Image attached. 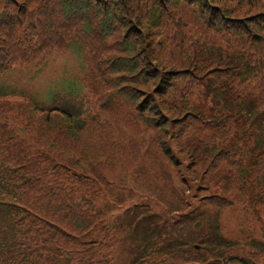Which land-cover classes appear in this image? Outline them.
<instances>
[{
  "label": "rangeland",
  "instance_id": "1",
  "mask_svg": "<svg viewBox=\"0 0 264 264\" xmlns=\"http://www.w3.org/2000/svg\"><path fill=\"white\" fill-rule=\"evenodd\" d=\"M49 1L59 16L53 20V11L43 12L49 18L41 29L38 15L36 22L30 19L35 10L29 0H0V102L22 99L7 103L9 110L1 104L0 136L26 150L22 163L0 158V167L14 178L9 189H30L39 200L73 207L72 219L59 229L68 245L47 250L59 252V264H264V191H253L264 174L249 172L258 150L264 152L256 142L264 141V123L254 128L260 131L256 140L237 137L253 119L252 109L264 121V0H135L139 22L122 1L100 0L112 4L114 34L102 36L99 26L89 32L80 23L71 41L61 42L40 37L66 25L60 1ZM156 61L162 75L175 68L160 86ZM166 62L172 67L163 68ZM119 65L125 68H114ZM164 82L172 83L162 88ZM245 89L255 94L241 98ZM35 117L59 131L63 126L61 133L76 140L87 118L100 127L102 139L113 129V140L100 142L112 162L104 154L90 155L87 166L57 159L40 148L41 125L32 132ZM192 127L199 133L190 139ZM118 128L143 145L155 140L170 161L172 191L146 162L135 161L128 146L116 144ZM226 165L245 182L231 181ZM97 172L103 184L94 178ZM218 235L232 247L221 246ZM204 241L210 256L194 249Z\"/></svg>",
  "mask_w": 264,
  "mask_h": 264
},
{
  "label": "trees",
  "instance_id": "2",
  "mask_svg": "<svg viewBox=\"0 0 264 264\" xmlns=\"http://www.w3.org/2000/svg\"><path fill=\"white\" fill-rule=\"evenodd\" d=\"M60 1V8L63 11V13L66 14L67 20L66 25L58 24L59 30L48 33L46 31L40 32V37L43 38V41L47 38L58 39L57 42H61L63 40L71 41L70 36L73 29H76L80 23H83L86 27L87 31H91L94 26L100 27V34L103 36V34L106 37H111L114 32L115 28L114 25L116 24V17L114 14V11L110 8L112 7V4H109L108 7L103 5L100 0H66V3H61ZM124 3V9L126 12H132L133 17H135V20L139 22V18L141 20V14H137L136 9L134 7L133 2L135 0H120ZM215 7L212 2H210ZM30 6H32L35 10V13H32V16L30 19L37 21V15L39 16V22L37 23V27L43 29L45 27V19L49 18L47 16L43 15V12H49L53 11L52 16L54 18H49L53 20H57L59 13L54 12L57 5L49 0H29ZM64 5V6H63ZM128 8H127V6ZM201 6L204 8L203 3H201ZM66 8V10H65ZM30 12V11H29ZM29 19V20H30ZM36 31L35 29H33ZM6 38L9 37V35H4ZM21 37V36H20ZM20 39V38H19ZM163 68H171V63H163ZM123 65L114 66V68H120L123 69ZM154 68L159 75V86L161 85V82L163 81L166 73H173L175 71V68H171L169 70H166V73L164 75L160 74L159 69L162 67L159 66L158 61L155 62ZM125 68V67H124ZM133 76H139V70L133 71ZM162 75V76H161ZM172 82H164L162 84V88L167 87ZM249 90L245 89L239 92V96L242 98L243 94L246 96H249L248 94ZM125 95L131 99L135 100L137 97L131 92L125 93ZM5 98V97H4ZM259 101L264 103V94H260ZM3 104L6 103V107H9L7 103H11L8 100H3ZM22 102V100L17 101L16 103ZM30 107L33 111H35L36 108ZM225 107L227 105L225 104ZM196 110V108L194 107ZM196 115V114H195ZM230 115V114H229ZM252 115L253 119L244 123L242 127H240L241 134L238 137V140L248 139L252 138L256 140V136L259 135L260 131H257L255 134L254 128L257 126H260L264 123V121L261 119V116L256 115L254 110L252 109ZM24 118V115L22 116ZM35 119L38 120V123H33L34 121L31 120V123H33V129L32 132H36V125H41V136L39 139L40 148L44 151L49 150V153H54L55 157L57 159H62L63 157H67L69 164L73 162H77L78 166L88 165L85 164L87 161V158L92 154H95L97 156L98 154H104L103 156L107 157L106 162H110L108 159L110 157V151L106 149L105 147H102L100 142L104 139L110 143L113 138H111V135L113 134L112 131H107L106 129V135L102 139V130L99 126L93 125L94 122L90 121L91 118L85 119L86 124H84L80 132L82 133V139L75 137H69L66 135H63L61 132V129H63V126H60V131L50 125L44 118L35 117ZM209 123L211 121L209 120ZM45 125L48 126L45 128ZM118 128L116 131V144L119 146L129 147L130 150L133 152V156L135 161H144L146 162L148 168L150 171L153 172L156 180L160 183H163L166 190L172 191V182L169 178V172H170V165L167 162H170L167 157L163 158L162 155L159 153V150L155 146V140L151 141L149 144L143 145L139 142L138 137L136 134L131 133L132 136L130 139H128L127 135H125L124 132L119 130ZM197 132L195 128H190L188 137L191 139L197 135ZM32 134V133H31ZM32 136H34L32 134ZM143 136V135H139ZM156 135H151L150 137L157 140L155 137ZM201 138H204L201 135ZM225 138H229V135L226 134ZM258 148L264 149V141H257ZM239 144H242V146H245V143L243 141H238ZM53 144H55V147H53ZM19 150L16 156L14 157L15 165L20 164L23 162V154L25 153V149L20 144L18 145ZM189 150H194V144L193 141H189L188 143ZM125 148H120L121 151H123ZM47 152V151H46ZM258 152L262 155L264 152L258 150ZM81 153H84L83 155ZM81 155V156H80ZM258 156L257 163L254 166L250 167V174L252 176H256L260 173L264 174V156ZM83 158L82 160H85L84 162L81 161L80 163L77 161V159ZM104 158V157H102ZM102 158H99L101 160ZM76 160V161H75ZM112 162V161H111ZM37 169V162H35L32 165V170ZM98 169H106V167L99 165ZM227 170V176L228 178L236 183H243L245 182L244 178H241L240 180L237 179V172L236 168L226 165ZM247 171V170H246ZM245 172V171H244ZM95 179L101 184L104 183L105 178L99 172L97 174L93 175ZM9 178L11 181L14 180L12 178L11 173L9 172ZM258 190V193H263L264 191V183L259 184L257 187L253 189V191ZM254 195V192H252ZM32 196V199H31ZM29 197V198H28ZM236 200L239 203H242L244 201L243 196H236ZM23 201L24 205L21 203ZM26 201V203H25ZM45 204L44 206H38L37 204ZM26 206L30 207L27 208ZM37 207V208H36ZM58 210H62L63 212H59ZM37 212V215H32L30 212ZM58 211L59 214L56 212ZM73 207L67 203H62L61 200H52L48 198H42L41 200H38V197L36 195V192L33 190L28 189L27 191L24 190L21 193L20 196H16V205H1L0 204V264H48L49 258L44 257L45 252V245L50 244L54 241H59L60 243H67V240L65 239V236L61 234L56 227H59L62 224L69 223V221L72 219L73 214ZM63 213V214H61ZM52 218V219H51ZM52 220L53 221V227H50L47 224V221ZM219 237V240L221 241V245H227L228 247L232 246V243L225 242L223 239ZM203 245H205V241L201 242ZM43 250L41 253L40 249ZM57 251L51 250L49 252V255H57ZM59 256V255H58ZM57 256V259H58Z\"/></svg>",
  "mask_w": 264,
  "mask_h": 264
}]
</instances>
